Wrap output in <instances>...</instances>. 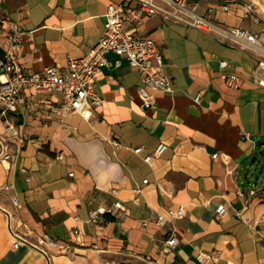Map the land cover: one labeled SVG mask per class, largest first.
<instances>
[{"label": "crops", "instance_id": "crops-1", "mask_svg": "<svg viewBox=\"0 0 264 264\" xmlns=\"http://www.w3.org/2000/svg\"><path fill=\"white\" fill-rule=\"evenodd\" d=\"M111 2L128 4L0 0V58L9 44L4 16L25 33L19 58L27 71L63 67L70 57L89 55ZM190 2L201 15L213 8L224 25L254 32L264 26V0ZM128 27L161 45L173 91L155 92L154 107L142 109L139 70L112 52L95 82L104 102L88 119L54 110L60 91L25 87L14 114L13 158L7 165L0 161V214L9 211L33 244L15 247L12 237L0 234V264H264V200L248 194L251 182L264 183L263 176L250 177L251 160L264 152V87L253 76L256 53L159 14ZM221 60L239 76L240 87L225 82ZM161 142L168 145L165 151L147 162L145 155ZM138 146L140 153L134 151ZM15 194L19 208L11 200ZM117 199L127 207L124 219L109 216L106 226L87 221L90 209ZM220 205H226L223 215ZM180 206L185 216L172 218L179 243L163 252L168 229L155 218ZM45 235L68 244L69 251L48 247L47 256L40 243ZM200 253L214 257L200 261Z\"/></svg>", "mask_w": 264, "mask_h": 264}, {"label": "built area", "instance_id": "built-area-1", "mask_svg": "<svg viewBox=\"0 0 264 264\" xmlns=\"http://www.w3.org/2000/svg\"><path fill=\"white\" fill-rule=\"evenodd\" d=\"M128 4L111 2L108 4L105 14V27L100 40L96 43L89 55L84 57H70L63 67L46 66L41 71H27L20 63L19 53L24 40V32L19 29L17 21L2 17L1 22L7 25L8 49L4 57L0 58V121L5 126V132L0 134V161L8 162L13 158L10 151V141L18 135L17 123L14 114L18 110L20 97L25 87H31L37 92L60 91L62 99L55 103L54 110L64 116L71 113H79L85 118H90L95 108L101 106L104 98L96 90L95 82L97 74L105 65L110 63L108 53L112 52L120 57H126L129 64L136 67L142 77L143 84L138 87V95L141 99V107L148 110L155 105V92L173 91V81L166 71L164 52L153 38L138 36L134 28H129L130 23L136 22L147 15L159 14L165 19L196 27L211 34L224 42H228L241 49H248L256 53L257 65L253 71L255 81L264 87V26L260 32H254L244 27L228 26L217 21L215 10L210 8L205 15L198 14L196 5L190 0H126ZM223 9H229V3L223 4ZM249 15L251 5L245 8ZM254 17V16H253ZM256 20H259L255 16ZM118 64L120 61L118 60ZM229 63L220 61L223 78L225 82L235 88L240 87L239 76L228 71ZM199 102L201 95L195 97ZM116 145H119L115 141ZM167 143L161 142L153 153L145 155L144 159L151 162L153 157L161 155L167 148ZM143 147L134 148L140 153ZM218 152L213 154L216 158ZM73 175V173H71ZM144 183L148 179L143 180ZM134 192L138 194L141 189L135 187ZM173 192L174 186L170 187ZM117 193V188H112ZM248 194L264 200V183L251 182ZM14 207L22 205L21 200L15 194L11 197ZM138 200V197L135 198ZM8 229L14 239L13 245L19 247L21 244H33L28 235L20 230V226L13 222L11 213L7 210ZM226 205H220L218 215H223ZM128 214L127 207L121 199H117L111 205H98L88 212L87 221L95 224L108 225L110 217L124 219ZM186 214L184 206L177 209L171 208L166 215L159 214L155 222L168 229V237L162 245L163 252L172 251L179 243V237L172 218L184 217ZM144 225L148 221L143 222ZM79 234V230H74ZM40 243H45L47 248H42L48 256L49 248H57L60 251H69L70 246L59 240L45 235ZM49 247V248H48ZM213 258L214 255L199 254L200 261L205 258ZM102 264H136L131 261L103 260Z\"/></svg>", "mask_w": 264, "mask_h": 264}, {"label": "rangeland", "instance_id": "rangeland-1", "mask_svg": "<svg viewBox=\"0 0 264 264\" xmlns=\"http://www.w3.org/2000/svg\"><path fill=\"white\" fill-rule=\"evenodd\" d=\"M257 160L253 161L251 160V167H252V172H251V178L256 174V176H263L264 177V152H259L257 154ZM0 227L2 228V231L0 234H4L5 237L6 235L8 237H12L9 230H8V224H7V216L0 214ZM13 238V237H12Z\"/></svg>", "mask_w": 264, "mask_h": 264}, {"label": "bare ground", "instance_id": "bare-ground-1", "mask_svg": "<svg viewBox=\"0 0 264 264\" xmlns=\"http://www.w3.org/2000/svg\"><path fill=\"white\" fill-rule=\"evenodd\" d=\"M5 164L7 165V162H5Z\"/></svg>", "mask_w": 264, "mask_h": 264}, {"label": "water", "instance_id": "water-1", "mask_svg": "<svg viewBox=\"0 0 264 264\" xmlns=\"http://www.w3.org/2000/svg\"><path fill=\"white\" fill-rule=\"evenodd\" d=\"M256 157H254V160H255Z\"/></svg>", "mask_w": 264, "mask_h": 264}]
</instances>
